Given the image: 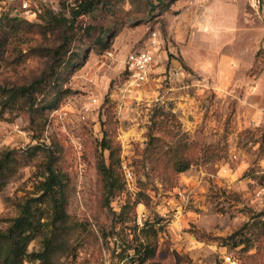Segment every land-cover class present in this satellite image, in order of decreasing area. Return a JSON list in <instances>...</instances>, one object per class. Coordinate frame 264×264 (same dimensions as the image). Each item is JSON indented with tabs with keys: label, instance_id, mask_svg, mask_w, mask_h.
<instances>
[{
	"label": "rangeland",
	"instance_id": "obj_1",
	"mask_svg": "<svg viewBox=\"0 0 264 264\" xmlns=\"http://www.w3.org/2000/svg\"><path fill=\"white\" fill-rule=\"evenodd\" d=\"M165 2L122 0L114 14L85 17L114 26L108 47L87 46L88 37L84 44L82 29L72 35L75 51L87 47L76 66L52 78L60 91L42 96L56 103L36 110L0 104V150L17 149L21 162L0 194V229L37 190L52 150L67 182L68 216L54 264H130L121 252L134 234L119 213L140 191L146 195L129 224L151 220L158 228L157 254L145 264H222L227 255L264 264V1ZM75 4L0 0L1 83L29 84L48 70L66 34L43 16H70ZM153 31L161 38L158 61L136 83L127 58L150 46ZM151 133L160 139L150 144ZM192 140L225 155L180 173L171 157L151 155L175 146L192 161ZM102 162L115 178L110 202ZM48 235L51 227L29 250H42ZM244 237L249 241L235 246Z\"/></svg>",
	"mask_w": 264,
	"mask_h": 264
},
{
	"label": "trees",
	"instance_id": "obj_2",
	"mask_svg": "<svg viewBox=\"0 0 264 264\" xmlns=\"http://www.w3.org/2000/svg\"><path fill=\"white\" fill-rule=\"evenodd\" d=\"M118 1L122 0H76V4L70 10V16L47 10L46 14L42 15L43 18L48 25L65 29L64 40L53 47L48 70L44 71L33 82L15 85H6L0 82V104L3 108L20 104L22 107L36 110L44 102L46 105H54L58 97L55 96L53 99H45L44 97L50 88L60 91V84L58 82L52 83V78L58 79L62 67L76 66L87 46L108 47V38L111 36L114 26L103 20H99V24H88L84 18L90 16L97 19L99 16L114 14ZM159 3L167 5L165 0H159ZM151 7L154 8L155 6L151 4ZM81 29L84 32L78 38L83 42L84 37H88L90 40L87 46H82L79 51H75L72 47V35H77ZM43 95L44 97H42ZM159 139L155 134H150V144ZM157 146L155 149H158ZM38 148H40L38 145L34 146L35 150ZM104 149H109L111 157L114 158L115 152L110 144H105ZM151 155L156 160L162 155L171 157L174 161L175 171L180 173L189 169L191 164L219 159L225 154L217 152L215 146L205 147L192 140V161L186 159L183 152L175 146H171L162 152L161 150H154ZM49 156V160L45 163L44 178L38 184L33 196H29L24 202H21L19 204L20 213L11 219L7 228L0 229V264H29V262L30 264H54L53 252L57 236L65 228L68 218L66 213L67 182L64 174L55 168L56 159L52 150H50ZM20 165L17 149L0 150V194L8 185L11 177L16 174ZM101 170L105 177L107 199L110 202L111 197L117 191L113 169L102 162ZM159 176L168 178L161 172H159ZM122 187L121 185L120 189ZM141 195L146 194L143 191L138 192L136 200H128L119 213V221L125 226L128 225L127 227L134 234L132 243L130 242L125 246L121 252L122 258H130V264H145L156 256L158 250L156 221L148 220L143 226H139L135 222L129 224V221L132 220L129 213L141 201ZM48 227H51L52 235L46 236L42 250L30 251V243ZM245 241H249V239L246 240L244 237L236 242L235 246L245 243ZM131 250L133 254L129 252Z\"/></svg>",
	"mask_w": 264,
	"mask_h": 264
},
{
	"label": "built area",
	"instance_id": "obj_3",
	"mask_svg": "<svg viewBox=\"0 0 264 264\" xmlns=\"http://www.w3.org/2000/svg\"><path fill=\"white\" fill-rule=\"evenodd\" d=\"M258 4L259 0H254ZM264 1V0H263ZM160 35L157 31L151 34L150 46L144 50L131 52L127 58V70L130 78L136 83L145 82L151 72L152 67L158 61L157 47L161 45ZM127 176L132 178V172L127 171ZM222 264H238L236 259L230 255L224 257Z\"/></svg>",
	"mask_w": 264,
	"mask_h": 264
},
{
	"label": "crops",
	"instance_id": "obj_4",
	"mask_svg": "<svg viewBox=\"0 0 264 264\" xmlns=\"http://www.w3.org/2000/svg\"><path fill=\"white\" fill-rule=\"evenodd\" d=\"M192 2V0H190ZM191 7H192V4H191Z\"/></svg>",
	"mask_w": 264,
	"mask_h": 264
}]
</instances>
